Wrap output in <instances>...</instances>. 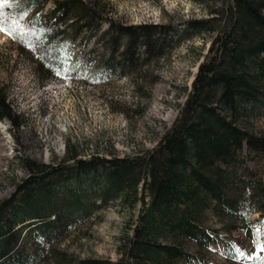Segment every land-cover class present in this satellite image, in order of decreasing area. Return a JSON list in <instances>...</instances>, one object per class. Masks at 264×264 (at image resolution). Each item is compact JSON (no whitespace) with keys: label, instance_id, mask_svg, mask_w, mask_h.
<instances>
[{"label":"trees","instance_id":"1","mask_svg":"<svg viewBox=\"0 0 264 264\" xmlns=\"http://www.w3.org/2000/svg\"><path fill=\"white\" fill-rule=\"evenodd\" d=\"M48 2L52 8L43 12ZM10 3L8 16L27 18L23 44L38 48L36 69L46 76L64 75L75 42L80 36L91 39L104 21L111 22L107 32H121L104 15L102 0ZM219 20L222 26L178 116L152 149L83 158L68 145L59 163L22 158L28 177L0 200V264H41L46 256L56 264H205L188 249L189 242L199 248L224 242L223 232L237 229L256 212L254 223L264 227V180L249 164L257 160L264 167V133L255 130L256 119L264 116V0H231ZM137 28L120 52L122 67L141 54L149 62L168 47L159 35L166 31H157L161 25ZM188 28L213 26L194 21ZM120 36L110 39L113 49ZM7 100L0 87V119L18 126L23 118ZM114 200L141 205L116 260L80 259L56 248L79 223ZM230 254L235 257L234 248Z\"/></svg>","mask_w":264,"mask_h":264},{"label":"rangeland","instance_id":"2","mask_svg":"<svg viewBox=\"0 0 264 264\" xmlns=\"http://www.w3.org/2000/svg\"><path fill=\"white\" fill-rule=\"evenodd\" d=\"M102 2H105L104 15L122 33L107 32L111 22L106 20L91 39L80 36L63 76L38 72V48L23 44L29 28L27 18L21 21L10 17L4 9L11 18L9 22H16L17 34L14 38L7 31L0 33V87L23 122L13 126L7 118L0 120V200L9 197L16 185L28 177L22 162L24 157L40 163H59L68 145H73L78 157L83 158L93 154L136 155L152 149L178 116L197 67L221 28L219 19L227 12L231 0ZM52 5L48 2L43 12ZM194 21H206L213 28L193 31L188 26ZM144 24L161 25L163 28L157 31H166L159 35L165 38L168 47L164 54L149 62L141 54L132 63L120 66V52L128 37L137 34L141 30L137 26ZM121 34L117 48L113 49L110 39ZM86 61L92 64L85 65ZM108 61L110 67L106 66ZM255 130L264 133V116L256 119ZM249 164L264 180L261 163L251 160ZM140 206V202L126 206L114 200L79 223L56 248L80 259L114 261ZM257 216V212L253 213L237 229L223 232L224 242L218 241L209 248L189 242L188 249L205 264H260L264 251L257 252L253 240L259 229L260 243L264 245V227L254 223ZM213 221L210 223L221 225ZM237 247L245 252V257L235 254L228 258L231 248ZM41 264L56 263L46 256ZM177 264L190 263L181 260Z\"/></svg>","mask_w":264,"mask_h":264},{"label":"snow or ice","instance_id":"3","mask_svg":"<svg viewBox=\"0 0 264 264\" xmlns=\"http://www.w3.org/2000/svg\"><path fill=\"white\" fill-rule=\"evenodd\" d=\"M5 7H11L10 0H0V33L7 31V33L11 36H16L17 34V26L15 21H11V18L5 15L4 9ZM22 39V37H21ZM56 75H60V72L57 71ZM255 239L253 243L256 245L257 252L264 251V245L260 243L259 239V229L256 230L254 233ZM238 257H245V252L242 251L240 248H234ZM246 258H251L250 256ZM260 264H264V260H261Z\"/></svg>","mask_w":264,"mask_h":264},{"label":"bare ground","instance_id":"4","mask_svg":"<svg viewBox=\"0 0 264 264\" xmlns=\"http://www.w3.org/2000/svg\"><path fill=\"white\" fill-rule=\"evenodd\" d=\"M64 86H65V85H64ZM52 87H53V86H51V88H52ZM55 87H57V88H59V89H60V86H55ZM56 92H57V91H56ZM7 101H8V100H7ZM5 128H6V126H3V125H2V129H3L4 131H6V129H5Z\"/></svg>","mask_w":264,"mask_h":264},{"label":"water","instance_id":"5","mask_svg":"<svg viewBox=\"0 0 264 264\" xmlns=\"http://www.w3.org/2000/svg\"><path fill=\"white\" fill-rule=\"evenodd\" d=\"M199 67V66H198ZM198 67H197V70H198ZM197 72V71H196ZM195 77V76H194Z\"/></svg>","mask_w":264,"mask_h":264},{"label":"built area","instance_id":"6","mask_svg":"<svg viewBox=\"0 0 264 264\" xmlns=\"http://www.w3.org/2000/svg\"><path fill=\"white\" fill-rule=\"evenodd\" d=\"M46 161V160H45Z\"/></svg>","mask_w":264,"mask_h":264}]
</instances>
